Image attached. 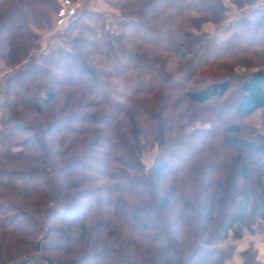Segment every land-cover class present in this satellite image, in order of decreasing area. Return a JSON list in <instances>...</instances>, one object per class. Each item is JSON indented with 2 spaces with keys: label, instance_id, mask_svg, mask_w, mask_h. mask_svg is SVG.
<instances>
[{
  "label": "trees",
  "instance_id": "1",
  "mask_svg": "<svg viewBox=\"0 0 264 264\" xmlns=\"http://www.w3.org/2000/svg\"><path fill=\"white\" fill-rule=\"evenodd\" d=\"M106 1L115 25L82 8L29 56L58 0H0L3 60L29 56L0 88V264H225L264 223V135L234 121L264 111V64L233 73L263 54L264 5L220 38L188 26L224 22L221 0Z\"/></svg>",
  "mask_w": 264,
  "mask_h": 264
},
{
  "label": "rangeland",
  "instance_id": "2",
  "mask_svg": "<svg viewBox=\"0 0 264 264\" xmlns=\"http://www.w3.org/2000/svg\"><path fill=\"white\" fill-rule=\"evenodd\" d=\"M72 2H79L82 4V8H88L89 5L96 7L98 10L101 9L104 14L107 16L109 21L117 23L120 19V14L122 13V6L117 7L114 6L112 3H108L106 0H71ZM232 2L234 0H231ZM117 3V2H116ZM219 3V0L215 1V4ZM59 4V0H58ZM249 4V3H248ZM250 3L249 5H251ZM60 7V6H59ZM93 10V9H92ZM217 13H220V10H217ZM240 12L232 11L230 13L225 12V19L222 23H212L209 22L208 18L205 16L204 13L200 14L196 11H192L190 13V16L199 18L194 19V22L188 26V30L195 35L207 33L210 35L216 34L219 35L220 38L226 37L229 35V33L226 32V28L224 27L222 29V26L229 22H234L233 19L235 18V15H238ZM58 14H59V8L56 12H54L52 15H50V24L46 25L45 27H37L33 26V30L38 34L39 39L35 43V47L31 50L30 55H39L41 53L48 52L51 49H57L59 46L67 45L68 38H65L63 36L64 26H60L58 24ZM217 14V15H218ZM220 16V15H218ZM224 25V26H226ZM258 50V49H257ZM263 52L261 56H258L255 51L249 52V54L244 58H238L237 61H241V66L234 67L233 73L237 72H244V65H256L264 64V49L259 48V51ZM2 48L0 47V88H2L6 82L7 78H10L17 72L18 70L22 69L29 61V56L21 60L19 63H16L12 65V67L7 66L5 60H3L1 56ZM30 94L26 93L25 95V101L28 102L30 99ZM228 111V109L225 111ZM207 113V112H206ZM223 117V116H222ZM30 119H33V116H29ZM233 118V116L231 117ZM34 120V119H33ZM234 121H236L237 124H245L247 126L255 127L259 132H261L264 135V111H258L254 115L250 117H235ZM0 130H2V126L0 125ZM159 153L158 146H154V148L148 150L143 155V163L146 167V171H149L151 166L154 164L156 157ZM228 167L230 168V171L232 172L233 178H236V173L239 171L240 166L239 164H231L228 163ZM233 244L235 248L237 249V252L233 258L225 262V264H241L243 262V258L241 254L245 252V250H253V256L256 260V262L264 264V223H255L253 225V229H245L243 238L240 240H233L229 239L224 244H221L222 247H225V245Z\"/></svg>",
  "mask_w": 264,
  "mask_h": 264
},
{
  "label": "built area",
  "instance_id": "3",
  "mask_svg": "<svg viewBox=\"0 0 264 264\" xmlns=\"http://www.w3.org/2000/svg\"><path fill=\"white\" fill-rule=\"evenodd\" d=\"M59 6L58 24L61 27H66L69 21L82 9V4L71 0H59Z\"/></svg>",
  "mask_w": 264,
  "mask_h": 264
},
{
  "label": "crops",
  "instance_id": "4",
  "mask_svg": "<svg viewBox=\"0 0 264 264\" xmlns=\"http://www.w3.org/2000/svg\"><path fill=\"white\" fill-rule=\"evenodd\" d=\"M224 5L228 8L227 13H230L232 11H237L240 12L238 15H235V18L233 19V21H236L237 19L241 18L242 16H244L245 14H248L251 9L256 8L258 6L264 5V0H256L253 4L249 5L248 3H245L243 6L238 7L234 2H232L231 0H221ZM89 9H93V10H98L96 7L89 5L88 7ZM101 10V9H99ZM232 23V22H230ZM227 25H229V22L227 23ZM216 35V34H213Z\"/></svg>",
  "mask_w": 264,
  "mask_h": 264
},
{
  "label": "water",
  "instance_id": "5",
  "mask_svg": "<svg viewBox=\"0 0 264 264\" xmlns=\"http://www.w3.org/2000/svg\"><path fill=\"white\" fill-rule=\"evenodd\" d=\"M37 250H38L39 252L41 251V244H40V243H38V245H37ZM42 259H43L45 262H47L48 264H55L54 261H53L50 257H48V256H46V255H43V256H42ZM27 263H28V260H25V261L21 262L20 264H27Z\"/></svg>",
  "mask_w": 264,
  "mask_h": 264
}]
</instances>
